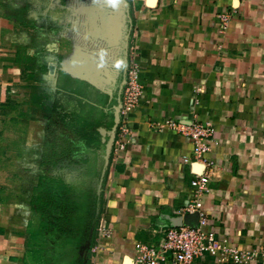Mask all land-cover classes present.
Instances as JSON below:
<instances>
[{
	"label": "crops",
	"instance_id": "obj_1",
	"mask_svg": "<svg viewBox=\"0 0 264 264\" xmlns=\"http://www.w3.org/2000/svg\"><path fill=\"white\" fill-rule=\"evenodd\" d=\"M4 3L0 163L12 160L16 189L27 175L32 186L28 198L20 191L0 198V264L27 261L33 190L40 175L53 173L60 158L75 151L81 123L88 126L87 118L100 142V131L112 129L132 50L142 95L128 119L124 151L110 156L98 213L75 263L127 264L135 243L157 244L166 229L194 224L178 212L192 199L190 181L203 167L185 164L190 141L161 127L174 120L215 130L207 153L214 167L203 196L206 230L236 250L255 252L246 264H264V0ZM230 11L221 32L217 16ZM74 111L84 116L79 126L64 117ZM3 173L0 189L7 186ZM98 219L109 237H99ZM95 243L99 250L92 254ZM204 264L217 263L207 257Z\"/></svg>",
	"mask_w": 264,
	"mask_h": 264
},
{
	"label": "built area",
	"instance_id": "obj_2",
	"mask_svg": "<svg viewBox=\"0 0 264 264\" xmlns=\"http://www.w3.org/2000/svg\"><path fill=\"white\" fill-rule=\"evenodd\" d=\"M231 15L230 11L217 16L221 32L226 30ZM136 56V52L132 50L127 60L125 82L121 91L120 121L111 155L124 151L131 134L128 119L137 108L142 95L140 67ZM161 127L190 141L191 154L182 156L185 164H198L203 167L202 172L194 174L190 181V186L193 188L192 199L178 212L186 217L191 216L195 222L192 225L182 223L179 227L166 229L157 244L135 243L127 264H204L207 257L212 258L217 264L250 262L255 252L236 250L227 242L216 239L213 233L206 230L208 221L203 207V196L209 191L210 174L214 167L213 161L207 157L215 133L213 126L202 123L183 124L168 120ZM96 231L99 237L110 236L106 222L102 219L98 221ZM98 250V243L90 248L92 254Z\"/></svg>",
	"mask_w": 264,
	"mask_h": 264
},
{
	"label": "trees",
	"instance_id": "obj_3",
	"mask_svg": "<svg viewBox=\"0 0 264 264\" xmlns=\"http://www.w3.org/2000/svg\"><path fill=\"white\" fill-rule=\"evenodd\" d=\"M64 117L76 120L78 126L81 120L84 121V116L76 111L65 113ZM86 121L87 118L85 124L88 126L81 123V128L75 131L79 141L72 144L71 149L80 158L75 163L78 168L71 179H63L58 173H44L39 176L34 188V191L40 192H34L33 203L44 214L38 228L29 235L27 249L33 264H76V250L95 217L102 144L94 125ZM30 240L37 243L36 248H33ZM45 253L57 255L51 258ZM25 264L30 262L26 261Z\"/></svg>",
	"mask_w": 264,
	"mask_h": 264
},
{
	"label": "rangeland",
	"instance_id": "obj_4",
	"mask_svg": "<svg viewBox=\"0 0 264 264\" xmlns=\"http://www.w3.org/2000/svg\"><path fill=\"white\" fill-rule=\"evenodd\" d=\"M0 2L3 4V0H0ZM4 2L6 4H8L9 0H4ZM6 6H8V5H6ZM73 85H75V84H73ZM75 152H70V154H68V155L66 154V156L60 158V163H59V165L57 166L56 170L53 173L54 174L55 173L60 174L61 176H63V179L64 178L65 179L66 178L71 179V176H72L74 170L78 168V165H75V163L78 162L79 161V158H80V156L77 153H75ZM4 168L8 172L6 174V176H7L6 177L7 178L6 179L7 180L6 181V185L7 186L5 188H3V189H0V198H2V199H14L15 193H17L19 191L22 193V196L23 197H26L27 195H29L30 192H31L30 188L32 186L31 185V182H30L31 180L29 178V175L26 176L27 177L25 179L26 181H22V183H21L22 186L18 190L14 186L15 185V182L17 181L18 174H15L13 172V170H12L13 169V162H12V160L5 161L4 163H0V181H4L3 180V178L5 177V174L3 173V169ZM19 178H20V176H19ZM18 181H19V179H18ZM34 192H35V194L36 193L38 194V192H40V191L39 190H37V191L36 190L35 191L33 190V196H35L34 195ZM28 197L29 196H27L26 198H28ZM34 208H35L34 216L36 218L34 219V222L32 224L31 231H34L35 229L38 228L39 222H40L39 220H41L43 218V214H44L43 211L39 210V207L37 206V204H35ZM45 255H48V257L51 256V258H52L53 256H55L57 254H54V253H48V254H46L45 253ZM26 256H27V261L30 262V264H33L32 261H31V258H30V252H29V250H27ZM44 258H47V257L44 256Z\"/></svg>",
	"mask_w": 264,
	"mask_h": 264
},
{
	"label": "water",
	"instance_id": "obj_5",
	"mask_svg": "<svg viewBox=\"0 0 264 264\" xmlns=\"http://www.w3.org/2000/svg\"><path fill=\"white\" fill-rule=\"evenodd\" d=\"M126 66H127V61H126L125 69H124V72H123L121 90H122V87H123L124 82H125ZM120 106H121V101H120V99H118V103H117V106L115 107V112H114V122H113L112 129L110 130V132H106L105 133V131H103V130L100 131V134L102 136V139H101L102 150H101V155H100V158H101L100 176H99V180H98V183H97V186H96L97 200L99 198L101 182H102V179L104 177V174H105V171L107 169V166H108V163H109V159H110V156H111L112 146H113V143H114V140H115V137H116L117 126H118L119 121H120V114H119ZM194 168L199 171L202 168V166L201 165L198 166L197 164H195ZM97 213H98V205H96V213H95L94 219L96 218ZM86 247H87V245H86Z\"/></svg>",
	"mask_w": 264,
	"mask_h": 264
}]
</instances>
